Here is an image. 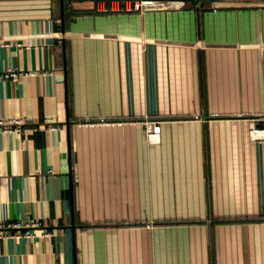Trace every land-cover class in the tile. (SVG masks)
I'll return each instance as SVG.
<instances>
[{"label": "crops", "instance_id": "0c3cea01", "mask_svg": "<svg viewBox=\"0 0 264 264\" xmlns=\"http://www.w3.org/2000/svg\"><path fill=\"white\" fill-rule=\"evenodd\" d=\"M148 1L0 0V264H264V1Z\"/></svg>", "mask_w": 264, "mask_h": 264}, {"label": "built area", "instance_id": "2783aa9c", "mask_svg": "<svg viewBox=\"0 0 264 264\" xmlns=\"http://www.w3.org/2000/svg\"><path fill=\"white\" fill-rule=\"evenodd\" d=\"M117 8L125 10H141L149 5L148 0H115ZM31 72H22L12 68L0 70V81L18 80L22 76H28ZM263 122L258 126L257 122ZM249 133L251 138L264 140V113L256 118L249 120ZM53 129L55 125L50 117H44L40 124H25V120L20 116L0 117V133L16 132L18 134H27L37 130L39 127ZM144 132L147 139L151 142L156 141L159 136L160 127L156 121L145 120ZM40 226V222L35 218H17L12 221H0V238H33L35 237L34 228ZM41 235L48 236L51 233L42 229Z\"/></svg>", "mask_w": 264, "mask_h": 264}, {"label": "water", "instance_id": "95a60500", "mask_svg": "<svg viewBox=\"0 0 264 264\" xmlns=\"http://www.w3.org/2000/svg\"><path fill=\"white\" fill-rule=\"evenodd\" d=\"M59 13H60V21H61V33L63 35V16H64V6H63V0H59ZM62 57H63V69L65 67V45H64V39H63V36H62Z\"/></svg>", "mask_w": 264, "mask_h": 264}, {"label": "trees", "instance_id": "16d2710c", "mask_svg": "<svg viewBox=\"0 0 264 264\" xmlns=\"http://www.w3.org/2000/svg\"><path fill=\"white\" fill-rule=\"evenodd\" d=\"M67 1H69V0H63L64 11L66 10ZM189 1H192L193 3H196L197 1H200V0H189ZM65 13H66V11L64 12V14Z\"/></svg>", "mask_w": 264, "mask_h": 264}, {"label": "rangeland", "instance_id": "374dc122", "mask_svg": "<svg viewBox=\"0 0 264 264\" xmlns=\"http://www.w3.org/2000/svg\"><path fill=\"white\" fill-rule=\"evenodd\" d=\"M205 3H209V1H213V0H203ZM242 1H244V0H242ZM254 1H256V0H254ZM260 1H264V0H260Z\"/></svg>", "mask_w": 264, "mask_h": 264}]
</instances>
